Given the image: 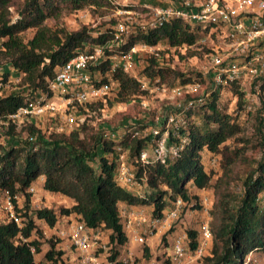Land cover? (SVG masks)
<instances>
[{"label":"trees","instance_id":"trees-1","mask_svg":"<svg viewBox=\"0 0 264 264\" xmlns=\"http://www.w3.org/2000/svg\"><path fill=\"white\" fill-rule=\"evenodd\" d=\"M110 7L109 0H0V64H10L15 78L25 88V91L0 96V127L6 128L9 134L18 131L15 123L7 125L4 121L39 92L50 93L49 82L60 66L77 54L93 51L95 46L114 39V27L95 30L84 25L68 31L51 27L46 21L58 20L65 12L86 8L102 14ZM125 7L137 9L132 5ZM209 27L191 25L180 18L166 20L155 28L137 27L124 36L120 45L105 48L106 58L96 70L106 77L111 71L109 56L126 54L135 44L190 47L197 44ZM29 30L33 32L26 36ZM139 58L132 73L122 68L111 71L116 84L113 99L106 98L110 105L141 98L146 90L142 89L140 78L158 75L162 80L179 78L183 83L193 80L172 66L160 64L155 55H142V61ZM9 77L10 72H5L3 82ZM259 82L261 98L255 111L256 132L258 147L264 150V79ZM235 92L242 109L244 92L238 88ZM219 96V92L213 93L207 104L200 107L204 123H194L189 114L181 130L187 142L174 160L166 158L148 164H142L138 156L150 141L134 136L130 128L117 131L120 138L114 139L107 135L108 128L96 129L87 119L79 121L75 129L62 132L54 127L45 131L38 126L37 120L24 122L19 128L28 127L29 138L20 144L0 148V196L5 190L22 195L21 206L17 207L21 226L0 216V264H65L64 250L51 240L42 258L37 259L36 254L41 253L44 246L39 237L43 230L38 225L45 223L57 230L61 226L60 218L70 215H74L75 221H83L93 232H104L109 244L107 260L111 264H125L120 257L129 237L120 213L121 204L147 205L152 207L153 216H161L172 198L182 196L190 200L189 183L200 189L218 188L206 168L204 153L221 155L225 174L242 156L241 148L228 144L242 132V127L235 115L223 112L217 104ZM94 104L96 102L81 107L93 109ZM118 146L130 149V161L135 164L137 178L142 182V195L133 193L116 180ZM41 176L47 193L69 198L71 205L59 211L50 206L36 207L34 194L28 188ZM242 186L239 196L229 191L217 192L211 210L212 248L195 264H243L249 251L264 254V151L254 168L246 173ZM187 233L190 247L196 248L198 231L189 228ZM143 256L150 259L147 245L143 247Z\"/></svg>","mask_w":264,"mask_h":264},{"label":"built area","instance_id":"built-area-1","mask_svg":"<svg viewBox=\"0 0 264 264\" xmlns=\"http://www.w3.org/2000/svg\"><path fill=\"white\" fill-rule=\"evenodd\" d=\"M154 12V18L145 27L155 28L164 21L171 18H180L191 25L202 27L215 26L227 27L229 37L233 39L234 49L240 52L244 60L237 58L227 60L221 54L211 56L210 68L205 75L209 74V87L207 90L199 81L193 80L186 83L168 87L160 76L155 75L148 78H140L141 87L144 90H152L149 85L152 83L155 89L168 92L172 96L185 97L181 101H176L175 111H169L161 124L151 128L150 132H142L139 128L131 129L134 136L149 139V145L139 154L142 164L154 163L159 160L169 158L174 160L183 150L187 137L181 135V130L186 126L187 118H193V111L204 106L209 101L213 93H221V90L234 83L246 80H258L255 88L260 93V79H264V0H203L199 4H191L188 1H179L174 4L164 6L145 5ZM258 12L254 16H248L247 12ZM123 16L118 19L114 26V39L105 45L95 46L93 51L82 52L74 56L57 69L54 78L49 82L50 93L39 92L32 100L20 106L16 112L9 115L5 124L15 123L19 128L27 120L36 121L46 113H57L63 110L65 122L58 129L71 131L75 129L79 121L84 120L74 115L77 114L76 105L84 106L87 103L106 100L115 88V82L111 76V71L122 68L126 72L132 73L138 64L141 55L155 54L159 52L155 47L146 44H135L126 54H113L109 56L111 71L104 77L100 70H96L105 56V48L120 45L124 36L130 34L134 29L131 26V16L140 15V12L123 9L119 11ZM261 44L260 46H257ZM141 54V55H140ZM159 58V57H158ZM5 66L10 64H0V88L3 86L2 76ZM18 80V79H17ZM202 91L198 98H188L199 91ZM264 95V93H263ZM253 102H246L244 108L252 110ZM69 111V112H68ZM73 112V113H72ZM62 113V112H61ZM63 117V118H64ZM200 125L201 120L194 121ZM107 135L114 139H119L117 131L109 129ZM170 136L173 140L170 141ZM33 139V137L31 138ZM130 149L118 146L115 152V159L118 164L116 172L117 182L128 189L142 187V182L137 178L135 164L130 161ZM215 159L212 164L214 165ZM144 178H142V181ZM28 191L32 194L36 192V187L32 184ZM19 193H12L5 190L0 196V216L6 221H13L18 226L22 225V219L17 212V207L21 206ZM199 203L200 210L210 209L211 202L208 197L185 200L182 196H177L171 205H168L161 216H151L144 208L132 209L130 219L126 222L129 234L140 244L145 245L149 238L159 229L164 230L163 235H167L171 230H175L182 222L186 213L197 210ZM150 215V216H149ZM199 225L197 246L190 247V239L187 232L175 233L170 246L161 247V252L157 257L151 258L149 264H186L187 259L198 262L206 255L209 245L213 241L214 234L210 226V220L204 218ZM61 235H68L70 245L75 251L76 264H103L96 254L97 239L93 232L83 221L71 222ZM254 251H249L243 264H250L253 260ZM120 260L125 264H136V258L132 252L126 251Z\"/></svg>","mask_w":264,"mask_h":264},{"label":"rangeland","instance_id":"rangeland-1","mask_svg":"<svg viewBox=\"0 0 264 264\" xmlns=\"http://www.w3.org/2000/svg\"><path fill=\"white\" fill-rule=\"evenodd\" d=\"M184 1H188L191 4H199L203 0H183V2ZM109 2L111 4V7L107 8L102 14H100V12H94L91 9L86 8L74 12H65L58 20L48 19L46 21V24L51 27L63 28L68 31L78 30L84 25H87L89 28L95 30H98L99 28L104 30L108 27L115 26L118 19L123 16V14H119V11L127 9L125 7L127 5L137 7V9L127 10L140 12V15H132L130 17L132 21L131 26H133V29L137 27H145L146 24L154 18V12L145 5L139 4V0H109ZM141 9H145V11H141ZM32 32V30H29L25 34L26 36H30ZM232 43L233 39L229 37V29L227 27L210 26L208 30L203 31V34L200 36L197 44L190 47L168 48L167 46L163 45L155 48L159 52L158 62L160 64L172 66L176 70L193 77V80L198 81L197 78H200L201 81L199 82H201L203 84V87H205V89L207 90L208 88L206 87H209L210 82L209 74L207 73L205 75L204 73H206L205 71L208 72V68H210L211 56L213 54H221L227 60L235 58H237L239 61L244 60L243 55L240 52L235 51L234 45ZM260 45L261 44L257 46ZM115 46L116 45L112 43L110 48ZM143 54L147 53L143 52ZM139 60L142 61V55L140 56ZM162 81L168 87L183 83L182 79L179 78L175 80L169 79ZM257 81L258 80L256 79L252 81L250 79L246 81L242 79L241 81L221 90L217 104L222 107L223 112L235 115L237 122L242 127V132L235 138L229 140L228 144L232 145V148H241L242 156L236 160L235 164L231 166L230 171L225 174L222 168L221 155L211 156L209 153H204L203 160L206 164V168L208 172L213 175V183L218 186V188H216L217 191L213 188L211 189V192L214 196L212 201L217 200V192L229 191L237 196L241 195L243 187L242 185L246 173L250 172L254 168L256 161L259 160L263 154L264 150L258 147L259 137L256 132L257 113L255 111L260 104L261 98V95L257 93V89L255 88ZM149 86L153 89L149 91L146 90L141 98L139 97L129 102H115L110 105L108 100L113 99L114 97V95L111 94L107 98L108 100H101L96 102V104L93 105V109H90L88 106H85V109L84 107L82 109L81 106L76 105L75 108L78 111L77 114L74 113V115L78 118V120H89V122H91L96 129H103L104 127H106L108 129L122 132V130L124 131L126 128L132 129L134 127H137L142 132L148 133L150 132L152 127L161 124L162 120L165 118L166 114L169 111H175L174 106L176 104V101L185 99V97L172 96L168 92L164 93L160 89H155L152 83H150ZM235 88H238L239 90H242L244 92L245 102L243 103L242 109L239 107V97L235 92ZM23 90L25 91V88L20 84L17 78L13 79L9 77L7 81L3 82V86L0 88V96L5 95L6 93H16ZM201 93L202 91L200 90L199 92L191 96H187L186 99L198 98ZM248 101L254 103L252 110L244 108V104ZM199 109H196L192 113L193 122L201 120V122L204 123L205 119L202 113L199 112ZM63 111L64 109L54 114L46 113L45 115L40 117L39 121L37 119L38 126L45 131L53 129L54 127L57 129V131L62 132V130H59L58 128L65 122V117H61V112ZM17 129L18 131L9 134L6 128L0 127V148L13 143L20 144L21 141L29 138L28 127ZM213 159H215L214 165L212 164ZM187 188L189 193V187L187 186ZM38 197L39 198L37 199V201L34 202L36 207L46 206V203H48V206L53 207L58 211L61 207H64V205H62V202L58 199L51 200L47 197L46 199L48 202H46L45 197ZM175 198H172V201H174ZM169 205H171V203H169ZM212 205L213 204L211 202L210 209L208 210L207 214V217H209L210 220V226L213 222V216L211 213L213 207ZM201 207L202 206L197 203V210H200ZM148 213L152 216L151 210H149ZM200 223L201 221L198 222V224ZM70 224L71 221H68L67 225L65 224V227H62L61 225L57 230H55L54 233L48 232L43 233L42 236H39L42 242V246H44L42 252L36 254L37 259L42 258L44 249L46 250L48 247H50V240L55 243H60L64 240L62 239L60 230L61 228H69ZM38 227L41 230H43L42 228H46L47 230L48 228H51L45 223H40ZM171 232H169L167 235H161L159 247L164 248L171 245ZM55 234H57L58 238L57 236H55ZM65 238H68L69 240L68 235H65ZM105 244L107 247H109L108 243ZM143 247L144 246H142V248ZM70 250H72V253H70ZM70 250L68 252L69 255L67 257H64V262L65 264H76L74 258V256L76 257V255L72 246L70 247ZM104 250L105 249L99 245L97 246L96 254L104 252ZM139 260L140 259L137 258V261Z\"/></svg>","mask_w":264,"mask_h":264},{"label":"crops","instance_id":"crops-1","mask_svg":"<svg viewBox=\"0 0 264 264\" xmlns=\"http://www.w3.org/2000/svg\"><path fill=\"white\" fill-rule=\"evenodd\" d=\"M179 1H183V0H158V1L139 0V4L146 5V4L150 3L151 5H154V6H164V5L169 4V3H171V4L178 3ZM256 13H258V12H256V11L255 12H247L248 16H254ZM5 71L10 72L11 78H15V76H14L15 70L14 69H11L10 67L5 66ZM61 117L62 118L64 117V112L61 113ZM43 181H44V177L41 176L37 180V182L34 183V186L36 187V192L34 193V196H33L34 202L37 201V199L39 198L38 196H43V197H45L46 202H48L46 199L48 197L51 200L52 199L53 200L58 199L59 201L62 202V205H64V206L68 207L71 205V200L69 198H66L60 194L52 195V194L47 193L43 188ZM188 187H189V196L190 197H193L195 195L198 196L199 198L208 197L209 201L212 202L214 196L211 192L212 191L211 189H206V188L200 189L192 183H189ZM128 190H130L133 193H136L138 195L143 194L142 189L132 188V189H128ZM45 205L48 206V203H46ZM138 208H144L147 212L149 210H152V207L147 206V205H127V204H121L120 205V209H121L120 213H121V216L123 218L122 220L124 223L125 230L127 231V234L129 237L128 243L125 247V251L122 254H125L126 251L130 250V252H132L134 254V257L136 258V260H137V258L140 259L138 261V264H149V262H150L149 260L151 258L157 257L159 255V253L162 251L161 247H159V242H160L161 235H163V233H165V231L159 229L149 238L148 242L145 245H147L149 247V254L151 256H150V259H145L143 257V248H142V246H144V245L140 244L133 236H131L129 234V231L127 230V227H126V222L128 219H130V211L132 209H138ZM204 218H208V217H207L206 211H203V210H194V211H191L190 213L189 212L186 213L182 222L177 226V228L175 230H173L171 232L172 236L175 233L187 232V229H189V228H193V229H196L197 231H199V225L200 224H198V222L202 221ZM59 221H60V224L62 225V227H65L67 225L68 221L74 222L75 217H74V215L62 216ZM42 229L44 230L43 233H48V232L54 233L56 228H48V230L46 228H42ZM60 231L64 232L65 229L61 228ZM172 236H171V239H172ZM95 238L97 239V241H96L97 246L100 245L105 249L104 252L98 253L99 260L103 264H111L107 260V256H106V254H107L106 252H107V248H108L105 244V243H108L107 235L104 232L96 231L95 232ZM62 239H64V240L59 243V248L64 250V252H65L64 257H67L69 255L68 252L70 250L71 245H70L68 238H65V235H62ZM211 248H212V242L209 245V248H208L206 255L210 252ZM70 253H72V250H70ZM253 257L254 258L250 264H264V254H262L260 252H254ZM74 258H76V257L74 256ZM195 263H197V262H193L192 259L186 260V264H195Z\"/></svg>","mask_w":264,"mask_h":264}]
</instances>
